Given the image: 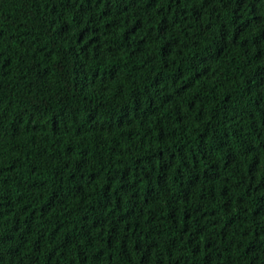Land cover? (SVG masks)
Wrapping results in <instances>:
<instances>
[{
	"label": "trees",
	"instance_id": "obj_1",
	"mask_svg": "<svg viewBox=\"0 0 264 264\" xmlns=\"http://www.w3.org/2000/svg\"><path fill=\"white\" fill-rule=\"evenodd\" d=\"M0 264H264V0H0Z\"/></svg>",
	"mask_w": 264,
	"mask_h": 264
}]
</instances>
